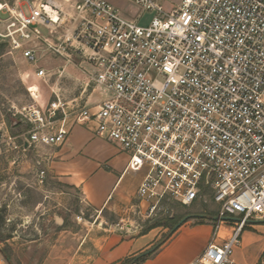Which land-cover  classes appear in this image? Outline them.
Segmentation results:
<instances>
[{
  "label": "built area",
  "instance_id": "2783aa9c",
  "mask_svg": "<svg viewBox=\"0 0 264 264\" xmlns=\"http://www.w3.org/2000/svg\"><path fill=\"white\" fill-rule=\"evenodd\" d=\"M129 2L133 15L110 0H25L29 13L2 3L0 40L32 63L49 54L79 61L88 81L75 123L126 152L127 169L145 171L139 213L211 196L218 224L189 264H238L243 230L264 218V0H181L171 10L162 0ZM146 13L154 16L142 24ZM34 74L46 80L49 71ZM96 91L103 98L92 102ZM20 113L32 124L24 147L66 142L60 97ZM14 139L0 134V153Z\"/></svg>",
  "mask_w": 264,
  "mask_h": 264
},
{
  "label": "rangeland",
  "instance_id": "374dc122",
  "mask_svg": "<svg viewBox=\"0 0 264 264\" xmlns=\"http://www.w3.org/2000/svg\"><path fill=\"white\" fill-rule=\"evenodd\" d=\"M110 1L126 14H134L129 0ZM180 1L162 0L168 10L177 7ZM0 3L10 6L19 4L29 13L25 0H0ZM8 16L6 11H0V31H4ZM153 16V13H146L140 23L147 24ZM79 63L67 62L51 54L41 56L37 63H32L19 51L12 50L6 39L0 40V134H5L6 138L15 137L17 144V147L5 146L0 153L2 256L9 258L12 264H111L107 253L120 237L130 239L152 233L159 238L156 244L161 240L167 241L185 226L201 223L213 225L211 241L218 224L215 217L221 208L211 196L206 202L197 200L189 205L166 200L153 214H118L106 209L100 213L85 200L81 189L60 183L52 173H43L47 170L46 162L53 155L51 147L21 145L32 128V124L20 113L23 107L37 104L46 111L60 97L68 113V124L71 127L76 125L75 111L84 105L82 96L88 81ZM37 66L48 69L46 80L34 74ZM30 86L36 93L34 96L28 89ZM102 98L103 94L96 91L92 102ZM111 149L115 155L114 148L108 147L102 158L107 159ZM119 161L116 159L114 163ZM99 181V185L105 188L111 179L108 175H100ZM133 181L134 178L128 175L124 182ZM136 203L139 205V200ZM189 214H204L207 217L193 216L171 232ZM117 223H122L123 228ZM230 227V224L223 226L221 236H228ZM256 228L251 225L245 227L252 231ZM136 255L117 264H132Z\"/></svg>",
  "mask_w": 264,
  "mask_h": 264
},
{
  "label": "crops",
  "instance_id": "0c3cea01",
  "mask_svg": "<svg viewBox=\"0 0 264 264\" xmlns=\"http://www.w3.org/2000/svg\"><path fill=\"white\" fill-rule=\"evenodd\" d=\"M48 147L53 149V155L49 160L47 158V170L43 171L52 173L60 183L68 187L81 189L85 200L96 211L101 213L106 209L118 214L139 213L137 191L145 171L127 169L129 155L118 146L95 135L87 126L76 124L71 127L65 143ZM108 147L114 148L115 155L111 149L107 153V159H104L101 155ZM116 159H120L118 164L114 163ZM100 175H108L111 179L105 188L99 185ZM128 175L134 178L133 182H124ZM117 225L123 228L122 223ZM250 225L258 228L256 231L243 230L235 250V259L238 264H264V222ZM212 231L211 224L185 226L138 264H189L197 260L205 250ZM157 239L159 238L152 233L130 239L120 237L109 249L107 256L111 264H117L129 256L149 249ZM217 241L222 242L223 239ZM0 264L12 263L1 253Z\"/></svg>",
  "mask_w": 264,
  "mask_h": 264
},
{
  "label": "water",
  "instance_id": "95a60500",
  "mask_svg": "<svg viewBox=\"0 0 264 264\" xmlns=\"http://www.w3.org/2000/svg\"><path fill=\"white\" fill-rule=\"evenodd\" d=\"M193 216H200V217H207L206 215L204 214H189V215H186L181 221L178 222V224H176L171 232H175L185 221H187L189 218L193 217ZM227 219H236V218H233V217H226ZM216 220L219 219V216L215 217ZM252 223H261V222H264V218H261V219H252L250 220ZM163 243V240L157 242L156 244H154L152 247H150L149 249L139 253L138 255H136L133 260H132V263L136 262L138 259L142 258V257H145L147 255H149L150 253H152L154 250H156L157 248H159Z\"/></svg>",
  "mask_w": 264,
  "mask_h": 264
},
{
  "label": "trees",
  "instance_id": "16d2710c",
  "mask_svg": "<svg viewBox=\"0 0 264 264\" xmlns=\"http://www.w3.org/2000/svg\"><path fill=\"white\" fill-rule=\"evenodd\" d=\"M150 254H151V253H150ZM150 254H149V255H150ZM147 256H148V255H147ZM147 256L138 259L136 262H134V263H132V264H138L139 262H141L142 260H144Z\"/></svg>",
  "mask_w": 264,
  "mask_h": 264
},
{
  "label": "bare ground",
  "instance_id": "6f19581e",
  "mask_svg": "<svg viewBox=\"0 0 264 264\" xmlns=\"http://www.w3.org/2000/svg\"><path fill=\"white\" fill-rule=\"evenodd\" d=\"M1 4H2V3H0V6H1ZM49 10H50V8H49ZM54 17H55V18H57V16H56V14H55V13H54Z\"/></svg>",
  "mask_w": 264,
  "mask_h": 264
}]
</instances>
